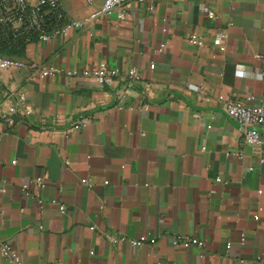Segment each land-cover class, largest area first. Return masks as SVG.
Here are the masks:
<instances>
[{
  "label": "crops",
  "instance_id": "crops-1",
  "mask_svg": "<svg viewBox=\"0 0 264 264\" xmlns=\"http://www.w3.org/2000/svg\"><path fill=\"white\" fill-rule=\"evenodd\" d=\"M102 2L62 0L84 28L5 49L80 70L106 59L119 75L0 68V239L24 264H264V147L241 143L216 99L264 93V0H126L124 18L93 17ZM36 174L42 205L22 188L36 191ZM147 231L155 243L120 238ZM173 232L202 243L175 245Z\"/></svg>",
  "mask_w": 264,
  "mask_h": 264
},
{
  "label": "built area",
  "instance_id": "built-area-1",
  "mask_svg": "<svg viewBox=\"0 0 264 264\" xmlns=\"http://www.w3.org/2000/svg\"><path fill=\"white\" fill-rule=\"evenodd\" d=\"M126 0H103L101 6L92 13V16L99 18L109 15L116 11L118 18H124L127 15ZM204 10L209 16L215 15V10L206 5ZM88 17L70 18L65 13L62 0H0V68L30 66L39 76H45L50 73L65 72L80 76H91L95 82L100 85H111L119 75L118 67L112 66L106 59H101L94 68H65L54 64H45L36 60L26 61L17 57L5 49L19 46V41H29L36 37L46 39L50 36L60 34L67 36L72 30L84 28L87 25ZM227 36L224 26H217L212 41L215 44L222 43ZM189 41L202 44L205 42L202 34L191 32L188 36ZM163 46L160 47L162 49ZM155 63L151 62V67ZM264 78V71L261 72ZM127 76L130 80L140 77V71L137 66L132 65L128 69ZM196 84L194 87L199 88ZM120 94V93H119ZM23 97V95H21ZM246 99L236 97L232 94L220 92L216 99L220 106L239 123L241 128V143L252 144L256 147H264V93L260 100H254L255 94L248 93ZM81 126L79 121L75 122L73 127ZM239 155L243 154V149L237 151ZM261 161H264V155H261ZM221 176H217L220 179ZM33 180L38 186L36 191L28 189V183L23 182L22 188L28 196L34 197L40 204H43L42 188L46 184V178L43 174H36ZM91 183L90 179L85 180ZM61 210H65V205L61 204ZM158 235L144 232L136 237L120 236L127 239L131 246H137L144 242L155 243ZM171 239L175 245L189 246L192 244L200 245L202 240L188 232H173ZM230 245V242H228ZM0 258L13 264H24L21 252L9 240L0 239Z\"/></svg>",
  "mask_w": 264,
  "mask_h": 264
},
{
  "label": "trees",
  "instance_id": "trees-1",
  "mask_svg": "<svg viewBox=\"0 0 264 264\" xmlns=\"http://www.w3.org/2000/svg\"><path fill=\"white\" fill-rule=\"evenodd\" d=\"M3 49H7V47H3Z\"/></svg>",
  "mask_w": 264,
  "mask_h": 264
}]
</instances>
